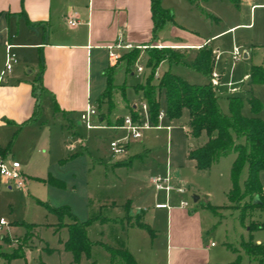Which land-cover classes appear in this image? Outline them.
<instances>
[{"label": "rangeland", "instance_id": "374dc122", "mask_svg": "<svg viewBox=\"0 0 264 264\" xmlns=\"http://www.w3.org/2000/svg\"><path fill=\"white\" fill-rule=\"evenodd\" d=\"M172 5H175L172 11L178 12L181 5L175 1ZM211 7L215 14L206 10L211 18L206 17L205 21L212 23V28H202L201 21L198 27L202 37L218 35L212 42V47L215 54L219 53L213 71L218 73L221 79V85L216 90L221 109L228 114L230 98L241 97L244 100L243 114L252 117L254 114L249 100L256 98L262 106L257 116L264 119V84H253L250 79H245L254 66L264 67V30L255 33L257 29L252 31L241 27L223 33L233 21L231 18L236 16L235 0H212ZM239 23L248 24L249 20H241ZM253 32L258 34L256 37L263 44L254 41ZM151 48L149 46L141 50L136 65L141 64L146 68L148 50ZM235 48H239L243 55L236 63L232 59ZM180 53L186 54L181 51ZM245 55H248V58H245ZM193 60L194 52L185 56L183 63L167 62L164 68L160 69L169 68L172 73L191 84H210V77L190 68ZM149 73L150 69H147L145 74L138 73L137 66L131 67L127 72L125 67L118 68L114 81L118 84L126 83L127 100L132 107L138 106L141 110V113H138L140 117L135 121L153 125L150 116L145 115L142 110L145 101L141 98V92L135 89L145 81ZM230 84L232 86H229ZM231 89L237 91L234 93ZM115 93L120 92L116 90ZM49 102L44 96L43 121L49 128V143L38 141L36 145L29 146L25 142L23 148L24 152H28L27 155L19 156L18 161L12 159L21 165V172L26 178L24 187L8 184L0 177V230L7 236L0 244L1 250L9 253L21 245L27 247L25 257L14 259L10 261L11 264H77L74 256L65 250L64 244L69 237L68 229L59 226L62 222L71 223L72 218L65 214L61 219L49 207H69L76 219L85 224L92 247L90 256L84 255L79 264H121L119 259H113L108 248L127 250L133 256L135 254L139 257L138 250L141 246L154 248L158 254V261L154 264H166L167 235L163 230L167 223L168 210L162 209L158 214L155 213L158 219H162L160 231L151 225L153 232L142 228L131 230L127 224L130 210L127 205L128 200H134L135 203H140V209L146 208L148 212L140 211L139 217L134 220L138 218L149 225L155 203L146 205L143 199L156 192L152 178L166 176L168 169L173 173V178L177 175L179 185L186 189L184 194L173 192V202L178 204L186 201L189 204L186 211L190 215L200 214L205 243L214 242L219 249L233 253L231 264L236 262L239 256V264H258L241 250V242L252 240L253 243H258L263 240L264 230L251 231L250 226L264 225V211H249L243 225L240 207L230 202L228 195L233 188L232 166L235 154L220 158L209 170H200L194 166L189 153L202 146L207 140V135H190V116L187 109L183 111L180 119H162L159 126L165 128L152 127L142 132L141 139H131L128 156L133 159V164L129 167H114L111 164L113 154L110 144L127 137L128 131L122 128L89 130L86 124L78 125V121L74 119L70 129L67 130L64 126L62 135L63 121L61 116L54 115ZM117 102L115 98L114 107ZM166 106L163 95L161 111L165 115ZM101 116L108 117L104 114ZM130 116L124 111L119 113L116 110L109 119L115 123L121 117ZM123 124V119H120L118 125ZM51 177L62 181L64 186L51 185ZM247 178L248 168L245 167L239 180L241 190H244ZM195 197H199L198 202H195ZM1 220L5 225L1 226ZM16 222L35 223L39 227L31 231L26 226H19L12 233V226ZM27 234L30 238L25 241ZM139 258L142 260L143 257ZM141 263L144 264L143 261ZM0 264H6L5 260L0 259Z\"/></svg>", "mask_w": 264, "mask_h": 264}, {"label": "crops", "instance_id": "0c3cea01", "mask_svg": "<svg viewBox=\"0 0 264 264\" xmlns=\"http://www.w3.org/2000/svg\"><path fill=\"white\" fill-rule=\"evenodd\" d=\"M174 1L181 5L178 12L172 11L175 9V5H172ZM195 1L196 4L191 0H163V7L173 12L174 21L163 28L159 37L154 38L151 0H0V73L5 68L8 46L13 47L12 51L18 57L17 64L0 84V159L17 160L19 156H26L28 152H24L23 148L25 142L29 146L36 145L38 141L49 143L51 139L48 134L49 128L43 121L44 96L50 101L54 115L61 116L62 135L64 126L67 130L70 129L74 119L78 121V125H84L81 116L89 104L94 105L98 112V115L91 119L94 128L86 126L89 130L120 129L122 126L118 125V122L124 117L119 118L115 123L109 119L116 110L119 113L124 111L129 115L130 108H133L141 113L138 106H131L127 96L124 97L120 90H118L120 93H115L118 104L112 110L106 101L99 103V98L107 87L106 71L118 63H111L107 47L116 43L121 37L126 44L133 45L134 49L149 46L169 47L186 53L185 56L194 52V59L198 51L204 47L214 51L212 42L218 35L210 38L202 37L198 27L201 21L202 28L207 30L212 28V23L205 21L211 18L206 10L215 14L211 7L212 0ZM235 3L236 16L231 18L233 21L223 33L241 27L252 31L257 29L255 33L262 32L264 0H235ZM70 20L76 21L75 27L69 24ZM241 20H249V23H239ZM254 32V41L263 44L258 41L259 38L256 37L258 34ZM128 52L130 51H122L121 55ZM216 57L218 59L219 56ZM245 58H248V55H245ZM165 64L167 61L159 67L157 77L170 71L169 68L160 69L164 68ZM135 66L138 72L141 64ZM123 67L126 72L131 69H127L125 61H119L116 70ZM146 70L147 68L140 74H145ZM40 77L42 89L37 82ZM245 79H250V74H247ZM114 85L124 86L126 89L125 82L118 84L114 81ZM141 98L143 99L142 93ZM37 109L40 110L39 117L27 122L34 117ZM101 114L108 117H100ZM154 127L161 126L158 124ZM166 128L170 130L169 127ZM11 139L12 144L16 141L14 148L12 145L9 148ZM191 161L196 167L195 162ZM111 162L114 167H129L133 164V159L127 153L126 156L118 159L113 156ZM168 173L173 183L179 185L177 173L175 178L170 169ZM261 181L264 187V172L261 174ZM173 192L167 195L164 191L156 189L155 193L148 194L143 199L146 205L155 203L152 208L154 214L150 215L149 227L151 225L160 231L159 225L161 226L162 219H158L156 214L162 209L168 210L167 223L163 230L167 235L166 264H231L233 253L219 249L214 242L205 243L200 214L190 215L186 208L181 207L182 201L178 204L173 202L175 198ZM139 205L140 203H135L134 200H128L127 208L130 210H128L127 224L131 230L141 229L135 225L138 218L136 220L134 218L139 217L140 211L148 212L146 208L140 209ZM35 225L36 228L39 227ZM19 226L24 225L19 222L14 223L12 233ZM5 237L7 236L0 230V244ZM257 244L264 245V237ZM138 254L143 258L140 260L134 254L137 264H142L141 261L144 264H154L158 261H156L158 254L154 248L141 246ZM5 262L11 264L9 261L5 260Z\"/></svg>", "mask_w": 264, "mask_h": 264}, {"label": "trees", "instance_id": "16d2710c", "mask_svg": "<svg viewBox=\"0 0 264 264\" xmlns=\"http://www.w3.org/2000/svg\"><path fill=\"white\" fill-rule=\"evenodd\" d=\"M191 2L196 4L195 0H191ZM162 3L163 0H151L154 38L159 37L163 28L174 21L173 12L165 9ZM140 52L141 49H134L123 55L119 61H125L129 70L137 64ZM184 59L185 55L176 49L152 47L148 50L146 62V68L150 69V73L146 77L145 82L136 86L135 89L142 93L144 101L149 106V114L153 126H158L159 124L158 116L161 112L163 95L167 105V119H180L185 109L189 111L190 135L192 137H199L202 133L207 135L206 143L197 149L191 150L189 153L190 160L195 162L198 169L209 170L220 158L235 154L236 158L232 166L233 188L228 198L231 203L240 207L242 224L245 225L249 211L264 210V187L261 181V174L264 172V120L257 116L262 108L261 103L258 99L251 98L249 102L254 116L247 117L243 114V98L231 97L229 100L230 112L227 114L221 109L217 89L211 83L206 85L191 84L171 71H166L161 77L156 76L157 70L162 63L167 61L170 64H181ZM216 60L215 52L209 47H204L198 51L197 56L190 64V68L211 78ZM118 63L107 69V87L99 98V103L102 104L106 101L111 110L114 107L116 90H120L122 95L126 97L125 87L114 85V73ZM250 80L253 84H264V67L254 66L250 73ZM37 82L40 84L39 88L42 89V78L40 77ZM39 115L40 110L37 109L34 117L27 122L34 120ZM130 115L133 120L140 117L137 110L133 108H130ZM11 145L12 143L9 148ZM245 167L248 168V178L245 182L244 190H241L239 180ZM50 184L56 187L64 186L63 182L53 177L50 179ZM257 198L258 202H256ZM49 209L58 214L61 219L65 214L72 218L71 223L65 224L62 222L59 226L68 229L69 238L65 242V250L72 253L75 262L79 264L84 255L90 256L92 247L85 224L76 219L69 207H49ZM22 224L29 230L37 227L35 224ZM135 225L153 232L140 219L135 221ZM255 226V224H252L250 230L264 228V225ZM29 234L25 236V241L30 238ZM26 248V245L23 247L21 245V247L7 253L2 251L0 247V258L9 262L23 258L25 257ZM108 250L111 252L113 259H119L121 264H137L135 257L127 250L113 248H108ZM241 250L248 257L257 261L258 264H264V245L253 243L252 240L248 242L242 240ZM240 259L241 257L239 256L233 264H239Z\"/></svg>", "mask_w": 264, "mask_h": 264}, {"label": "built area", "instance_id": "2783aa9c", "mask_svg": "<svg viewBox=\"0 0 264 264\" xmlns=\"http://www.w3.org/2000/svg\"><path fill=\"white\" fill-rule=\"evenodd\" d=\"M251 1V0H246ZM69 24L72 27L76 26L75 20H70ZM12 46H8L7 48V59L4 70L0 73V84L5 81L6 76L11 73L13 70L15 64L18 62L17 55L12 51ZM145 47L139 48L144 49ZM108 53H109V59L112 64L117 63L122 55V51H132L134 50L133 45L126 44L122 38L120 37L116 43L111 44L107 47ZM219 56V53H216ZM243 58V55L239 48H235L232 52V59L233 62L236 63L240 61ZM138 72L143 73L144 68L142 66L138 67ZM211 84L215 89H218L221 85V79L220 75L213 71L211 76ZM229 86H232L231 84ZM232 92H236L237 90L231 89ZM142 110L145 113V115L150 116L149 114V106L145 102L142 105ZM98 112L94 105L89 104L88 108L85 112L82 113L81 121L86 124L88 128H94L91 124V119L94 116H97ZM166 115L161 111L158 119L159 122L164 119ZM154 127L153 125H149L148 123L141 124L140 122H137L133 120V118L126 117L124 119V124L121 127L122 129H125L128 131V136L125 137L122 140L111 142L110 147L112 150V154L114 157H124L128 153V145L131 141V139L139 140L142 138V132ZM0 177L8 182V184H16L18 187H24L26 183V178L23 176L21 172V165L19 162L14 161L10 158H1L0 159ZM152 183L155 186V188L158 191H164L167 195H169L171 192L175 191L178 194H184L186 189L181 185H175L173 183V180L170 176V173H168L166 176H157L152 178ZM189 204L186 201L181 202V207L186 208ZM5 225V222L1 220V226Z\"/></svg>", "mask_w": 264, "mask_h": 264}, {"label": "water", "instance_id": "95a60500", "mask_svg": "<svg viewBox=\"0 0 264 264\" xmlns=\"http://www.w3.org/2000/svg\"><path fill=\"white\" fill-rule=\"evenodd\" d=\"M194 200H195V202H198L199 201V197H195ZM256 202H258V198L256 199Z\"/></svg>", "mask_w": 264, "mask_h": 264}]
</instances>
